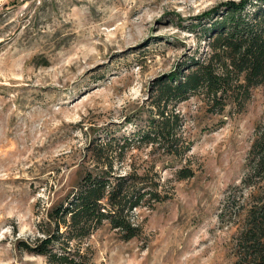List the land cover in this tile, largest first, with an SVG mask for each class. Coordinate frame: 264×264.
I'll return each mask as SVG.
<instances>
[{"label":"rangeland","instance_id":"obj_1","mask_svg":"<svg viewBox=\"0 0 264 264\" xmlns=\"http://www.w3.org/2000/svg\"><path fill=\"white\" fill-rule=\"evenodd\" d=\"M229 1L240 0H0V264H57L24 244L85 172L104 169L141 176L136 187L159 199L131 208L140 231L129 239L104 219L73 241L80 264H234L264 85L239 103L229 92L221 111L202 92L154 94L156 80L204 56L201 26ZM161 109L178 114L175 136L146 141ZM184 167L192 175L179 177Z\"/></svg>","mask_w":264,"mask_h":264},{"label":"trees","instance_id":"obj_2","mask_svg":"<svg viewBox=\"0 0 264 264\" xmlns=\"http://www.w3.org/2000/svg\"><path fill=\"white\" fill-rule=\"evenodd\" d=\"M222 5L224 9H214L215 18L201 26L208 51L202 57H189L169 75L156 80V103L178 101L202 92L210 106L221 111L229 92L239 103L246 98L250 87L264 85V0L229 1ZM203 14L212 17L211 12ZM165 112L159 111L162 121L157 128L161 130L146 132L141 138L155 141L163 136L169 142L175 136L178 114L165 116ZM170 142L171 151L178 152L176 138ZM102 145L92 147L96 158L105 152ZM244 167L241 182L249 193L238 201L239 206L246 207L235 237L234 264H264V109L255 126ZM111 173L110 169L85 172L70 193L40 220V237L33 243H25L24 248L44 255L52 263L80 264L70 255L75 251L73 241L88 235L104 219L123 239L139 234V225L130 219V210L146 203L150 205L151 200L159 199V194L156 189L136 187L137 183L143 184L141 176L113 177ZM177 174L188 177L192 170L180 168ZM57 244L59 250L55 249Z\"/></svg>","mask_w":264,"mask_h":264}]
</instances>
